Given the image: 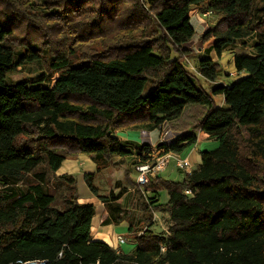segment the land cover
Listing matches in <instances>:
<instances>
[{
	"label": "trees",
	"instance_id": "trees-1",
	"mask_svg": "<svg viewBox=\"0 0 264 264\" xmlns=\"http://www.w3.org/2000/svg\"><path fill=\"white\" fill-rule=\"evenodd\" d=\"M148 1L146 10L137 0H0V264H264V0ZM195 8L219 17L201 37L207 47L197 60L208 88L182 60L195 36ZM109 20L118 30L113 39L103 35ZM21 26L40 27L43 39L16 51L11 39ZM54 27L72 38L82 32L88 47L99 41L100 49L78 57L75 45L50 54L43 45L51 50L45 37ZM226 51L242 76L224 84L209 54L220 59ZM47 54L58 73L53 86L43 77L8 82L9 72ZM164 124L182 132L158 146L165 152L192 147L198 132L218 147L201 152L200 167L183 181L157 176L143 186L167 192L166 204L151 198L149 205L151 216L168 213L170 225L162 236L142 230L131 254L118 253L92 239L94 206L78 202L74 177L56 173L69 156L87 157L97 171L133 152L144 160L148 146L123 143L116 133ZM93 180L84 175L97 196ZM61 186L62 196L55 192ZM123 193L97 197L107 206ZM106 208L121 219L120 207Z\"/></svg>",
	"mask_w": 264,
	"mask_h": 264
},
{
	"label": "crops",
	"instance_id": "crops-1",
	"mask_svg": "<svg viewBox=\"0 0 264 264\" xmlns=\"http://www.w3.org/2000/svg\"><path fill=\"white\" fill-rule=\"evenodd\" d=\"M212 52L209 54L211 56ZM212 60L213 58L210 57ZM198 60V58H197ZM221 73V72H220ZM220 73L219 77L220 78ZM203 83V86L205 88L209 87V84L207 85L206 82L201 80ZM224 84L226 83L224 81H219ZM214 102L217 107L219 108H226V105L224 104V98L222 96H216L214 97ZM166 125V124H164ZM168 126V124L166 125ZM131 131H125L121 133H116L115 137L122 141L123 143L127 144H138V145H144L146 143V140H143V136L146 135L144 131H134L135 136L131 135ZM149 141L153 142L157 138L155 134L150 135L148 133ZM165 137H161L158 141L157 145L160 144H170L173 142L176 138H178L180 135H182V132L180 131H174L169 129L168 132L165 133ZM163 140V141H162ZM214 139H210L207 134L204 132H198L197 133V142L195 145H193L190 148H186L180 153H173V156L181 159V160H187L190 163L191 171L196 170L201 165V157L200 153L202 152L201 149L208 146L207 144L211 142H206ZM162 141V142H161ZM216 141V140H214ZM209 146H213V144H209ZM144 157V156H141ZM138 156L137 152H133L131 155H128L126 157H116L113 158L111 163L105 168L101 169L100 171H97L96 165L89 160L85 156H78L75 159H69L64 161L67 162V168H64L62 165L61 171H63V174H68L75 178L76 180V188H78V180L84 181V175L85 174H94L95 178L103 179L106 186H104L102 189L94 185L98 190L97 196H103L108 197L111 193L114 195L118 194L119 190H123V195L120 199L117 201H109L106 203V205L111 206H118L121 209L120 214H118L120 217L117 216V218H121L118 222L111 219L109 216V213L107 211V206L104 205V203L99 200L97 196H95L93 193L90 192V190L87 188H84L83 195L81 196L78 193V202L80 204H92L95 208V215L92 218L91 221V236L92 239L95 241H101L105 244H107L109 247H112L115 249L118 253L123 254H131L134 249L130 246L136 247L135 238L141 234L142 231L139 229L143 228V223L146 226H144V229L149 227L151 223L153 225L150 227L151 230H153V227H155L154 222L157 218V212L153 213V219L149 220L150 218V211H152V206L149 205L150 199L154 198L156 200L157 205L160 204V192H151L147 191L144 195L142 193L143 189L141 187H137L136 180L131 181L129 179L130 173H136L135 167L138 163V161L141 158ZM173 162V169L177 170L180 174L183 175V179L179 182L183 181L186 178V173L183 170H179L175 166V160L171 159L169 161ZM63 163V164H64ZM169 166V165H168ZM172 169V168H171ZM169 171V167L163 172H161L158 177L162 178V174ZM109 172L108 180L107 178L104 180L105 175L102 177L103 173ZM137 174V173H136ZM126 176V177H125ZM123 179H126L123 180ZM165 180L164 178H162ZM85 183V181H84ZM94 184V180H93ZM86 185V184H85ZM107 194V195H106ZM168 195H167V201H168ZM148 206V210H146L145 205ZM166 201V202H167ZM162 205V204H160ZM165 215H168V213H165ZM169 217V215H168ZM96 219V220H95ZM104 221H107V223H103ZM143 229V230H144Z\"/></svg>",
	"mask_w": 264,
	"mask_h": 264
},
{
	"label": "rangeland",
	"instance_id": "rangeland-1",
	"mask_svg": "<svg viewBox=\"0 0 264 264\" xmlns=\"http://www.w3.org/2000/svg\"><path fill=\"white\" fill-rule=\"evenodd\" d=\"M140 4V6H144L145 9H149V4H147V2H149L148 0H137ZM133 12H139L136 9L133 8ZM190 19H191V24L195 30V36L193 37V39L185 46L187 49V53H185L184 55H182V60H183V64L185 66V68L192 74V76H194L197 80L198 83H200L201 85H203V83L201 82L202 78L200 77L199 73H198V68H197V58L201 57L203 55V52L205 50V48L207 47V43L202 42L201 37L208 32V30L214 26H216L219 23V17L211 14V13H205L204 11H202V9H198L195 8L190 12ZM102 26H104V31H103V35L105 38L107 39H113L116 37L118 30L115 28V21L114 20H109L104 21V23L102 24ZM36 27V26H35ZM40 27H41V23H40ZM39 27V28H40ZM39 28H32V29H28V31H24L23 30V26H21L19 30V32L17 33V35L13 36L11 39V42H13L14 46H15V50L19 51L20 46H22L21 44L24 43L26 40H32V41H36L39 42L40 38H41V34H40V30ZM53 34L52 36H48V38L45 37V39L49 40L51 42V50L48 51L47 48H45V46L43 45V49H45L47 52H49L50 54H55L58 52H66L68 51V49L70 47H74L75 45L76 47V51H77V56H83L84 53H89V52H94L95 50H99L100 49V42L98 41L99 47L97 46V44L88 47L87 44L89 43L90 39H82V32H80L77 37H73V32L69 34L65 31V30H59L56 31V27H54L51 31ZM89 37V36H87ZM93 37V36H92ZM94 38H97V34H95ZM43 39V38H41ZM41 43V42H40ZM247 48H251V45L253 43V38H249L246 40V42H244ZM44 50V52H45ZM46 53V52H45ZM17 55V53H16ZM16 55L15 58L16 59ZM49 57V54L44 55V58L38 62V63H34V64H27L24 66L19 67L18 69H16L15 71L9 72L7 74V80L10 83L16 82V81H20L22 79H38V78H45V84H48L50 86H53L58 73H54L51 72L49 70L48 64H47V58ZM213 58L214 61H217L220 63L221 66V73H220V78L218 79V81H224L226 80V83H233L235 81H237L238 79H240V77L242 75H237L234 67H233V54L230 51H226L222 54V57L220 59L216 58V55L212 52L211 56ZM208 85V84H207ZM167 125V124H166ZM163 125L162 131H161V135H163L164 133L169 131L168 126ZM131 135L135 136L136 133H134V131L130 132ZM144 133L146 135L143 136V140H146V143L144 145L148 146V147H152L155 146L158 141H159V135H156L157 138L155 140H153V142L149 141L148 138V134ZM163 137V136H161ZM23 140H25L24 138H22ZM206 142H211L213 144V146H209V144H207L208 146L204 147L201 149V151H212L215 150L218 147V142L214 141V140H210V141H206ZM74 156H69L67 158V160L69 159H75ZM201 157V156H200ZM64 163V162H63ZM64 166V168H67V162H65L64 164H62ZM169 171L166 173L162 174V178H164L167 181H173V182H179L180 180L183 179V175L180 174L177 170L173 169V162H170L169 164ZM172 168V169H171ZM64 172L63 171H58L56 173V176H60L62 175ZM64 175V174H63ZM68 175V174H67ZM105 175L104 180L107 178H110L109 176V172L103 173V175H101L102 177ZM137 177V174L135 173H130L129 174V179H131V181H135ZM75 179V178H74ZM126 181V179H123ZM53 184V183H52ZM94 185H96L99 188H103L105 185L103 179L100 178H95L94 179ZM78 193L81 196L83 195V191L84 188H86V185L84 183L83 180H78ZM55 192L57 194H59L60 196H62L65 193V186H61L56 188ZM107 195V194H106ZM109 196V195H108ZM167 192L165 190H161L160 192V204H166L167 202ZM150 218L154 217L149 215ZM96 220V219H95ZM149 222V220H148ZM146 223H143V228L141 227L139 230L142 231L144 229V226H146ZM153 225V223H151L149 225L150 228ZM155 227H153V231L162 236L164 234H166L168 227L170 225L169 222V217L168 215H165V212H161V211H157V218L154 222ZM98 241V240H97ZM133 249L135 248V246H130Z\"/></svg>",
	"mask_w": 264,
	"mask_h": 264
},
{
	"label": "built area",
	"instance_id": "built-area-1",
	"mask_svg": "<svg viewBox=\"0 0 264 264\" xmlns=\"http://www.w3.org/2000/svg\"><path fill=\"white\" fill-rule=\"evenodd\" d=\"M162 127V126H161ZM157 128L154 131L150 132V135L155 134L159 135V140L161 136L165 137V133L161 135L162 128ZM163 141V140H162ZM161 141V142H162ZM164 144V143H163ZM159 145L148 147L150 149L149 153L145 156L146 159H140L135 167L137 173L136 184L143 188L149 181L156 178L161 172L165 171L169 165L171 159L175 160V166L179 170H183L186 175L191 173V166L187 160H181L173 156L172 152H165L163 149H158ZM145 195L146 191H142ZM186 195L190 194L189 191L184 192ZM161 251H164V248H161ZM20 264H47L44 260H33L27 262H19Z\"/></svg>",
	"mask_w": 264,
	"mask_h": 264
},
{
	"label": "clouds",
	"instance_id": "clouds-1",
	"mask_svg": "<svg viewBox=\"0 0 264 264\" xmlns=\"http://www.w3.org/2000/svg\"><path fill=\"white\" fill-rule=\"evenodd\" d=\"M150 133V132H149Z\"/></svg>",
	"mask_w": 264,
	"mask_h": 264
}]
</instances>
